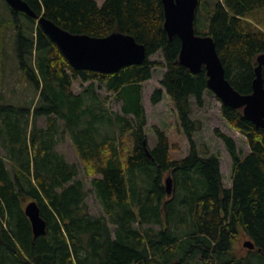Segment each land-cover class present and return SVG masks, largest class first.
<instances>
[{
    "label": "trees",
    "instance_id": "trees-1",
    "mask_svg": "<svg viewBox=\"0 0 264 264\" xmlns=\"http://www.w3.org/2000/svg\"><path fill=\"white\" fill-rule=\"evenodd\" d=\"M25 1L72 33L132 35L147 56L108 73L76 69L36 19L8 5L18 68L36 95L19 107L0 93V264H264V126L221 104V115L250 149L241 155L234 139L215 129L232 158L231 184L224 187L218 156H201L193 137L200 121L191 116L192 98L204 105L206 70L193 73L179 62L181 40L164 29L163 1ZM194 29L213 38L234 89L251 93L264 53V0H198ZM3 44L0 37V83L9 58ZM159 51L163 60L149 58ZM160 66L161 86L150 99L155 104L165 90L176 109L189 143L179 158L171 156L166 132L154 126L151 147L144 129L142 84ZM74 81L88 83L74 92ZM96 83L121 101L120 111ZM65 134L80 166L57 149ZM80 172L91 177L98 214L89 212ZM32 200L46 223L37 237L24 212ZM243 238L254 247L237 250Z\"/></svg>",
    "mask_w": 264,
    "mask_h": 264
},
{
    "label": "water",
    "instance_id": "water-1",
    "mask_svg": "<svg viewBox=\"0 0 264 264\" xmlns=\"http://www.w3.org/2000/svg\"><path fill=\"white\" fill-rule=\"evenodd\" d=\"M13 9L24 11L36 19L39 26L60 48L69 63L76 69H89L103 73L117 71L129 64H139L147 56L145 46L132 35L114 30L106 36H91L72 33L42 13H37L25 0H5ZM164 6V29L171 38L178 35L181 40L179 62L197 73L204 66L207 86L222 104L242 108L244 116L256 126H264V80L262 68L264 53L257 57L256 76L252 81V92L239 93L225 76V69L218 55L215 42L208 34H197L194 19L198 0H162ZM171 177L165 179L166 191L171 192ZM24 212L29 218L34 237L46 232V223L40 215L36 201L25 204ZM244 247H254L245 240Z\"/></svg>",
    "mask_w": 264,
    "mask_h": 264
},
{
    "label": "rangeland",
    "instance_id": "rangeland-1",
    "mask_svg": "<svg viewBox=\"0 0 264 264\" xmlns=\"http://www.w3.org/2000/svg\"><path fill=\"white\" fill-rule=\"evenodd\" d=\"M98 4H101L103 0H96ZM13 15L5 0H0V37L3 39L2 50L5 55L9 56L5 62V69L1 73L2 81L0 83V93L5 103L25 107L34 100L36 95V89L32 82H29L26 77L23 76L18 68V57L16 55L15 36L16 28L11 25ZM198 28L201 33L207 31L204 26H200L198 22ZM150 59L163 60L161 52H157L149 56ZM165 71V67H155L152 70V76L142 84V102L146 113V124L144 126L145 133L147 135L148 143L152 147L155 145L157 137L153 129L154 126L159 127L168 135L172 148L170 149L171 156L173 158H179L185 156L189 151V143L187 136L183 132L177 118L176 109L170 99V97L163 93V97L160 101L153 104L150 96L153 90L160 87V80ZM3 83V85H2ZM83 84L80 81H74L73 91L78 92L83 88ZM98 92L102 96H108L107 104L113 111H120L121 101L114 95L107 92L103 85L96 83ZM192 111L191 116L194 119L200 121V128L195 132L194 139L196 141L199 154L206 156L209 154H215L220 161V170L222 174V182L224 187H229L231 184V164L232 158L226 149L223 141L219 138L215 129L230 135L235 143L236 147L241 155H246L249 152V145L245 137L238 131L234 130L221 115V101L210 90L204 92V105L197 106L195 100L192 98ZM131 116V115H128ZM39 124L44 123V119L38 120ZM59 152L63 153L65 158L70 162H75L80 166V162L72 145V142L67 134L62 136L61 140L57 144ZM83 179L85 189L88 192L86 202L88 204L89 212L92 214H98L101 212L98 201L93 192H89L91 187V177H87L80 172L78 175ZM172 186V184H171ZM247 240L243 238L234 243V247L239 251H245L243 241Z\"/></svg>",
    "mask_w": 264,
    "mask_h": 264
},
{
    "label": "flooded vegetation",
    "instance_id": "flooded-vegetation-1",
    "mask_svg": "<svg viewBox=\"0 0 264 264\" xmlns=\"http://www.w3.org/2000/svg\"><path fill=\"white\" fill-rule=\"evenodd\" d=\"M20 12L25 14V12H24V11H20Z\"/></svg>",
    "mask_w": 264,
    "mask_h": 264
},
{
    "label": "bare ground",
    "instance_id": "bare-ground-1",
    "mask_svg": "<svg viewBox=\"0 0 264 264\" xmlns=\"http://www.w3.org/2000/svg\"><path fill=\"white\" fill-rule=\"evenodd\" d=\"M18 12V11H17ZM132 65V64H131ZM135 65V64H134ZM128 66V65H127Z\"/></svg>",
    "mask_w": 264,
    "mask_h": 264
}]
</instances>
